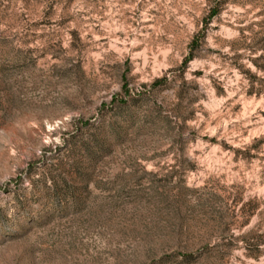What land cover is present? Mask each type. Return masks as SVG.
<instances>
[{
	"label": "rangeland",
	"instance_id": "1",
	"mask_svg": "<svg viewBox=\"0 0 264 264\" xmlns=\"http://www.w3.org/2000/svg\"><path fill=\"white\" fill-rule=\"evenodd\" d=\"M252 230L264 0H0V264H264Z\"/></svg>",
	"mask_w": 264,
	"mask_h": 264
},
{
	"label": "trees",
	"instance_id": "2",
	"mask_svg": "<svg viewBox=\"0 0 264 264\" xmlns=\"http://www.w3.org/2000/svg\"><path fill=\"white\" fill-rule=\"evenodd\" d=\"M245 240V249L249 251V254H254V252H262L260 248L264 244V233L255 230L249 231L247 234L242 235ZM250 241L252 244H250ZM254 251V252H253Z\"/></svg>",
	"mask_w": 264,
	"mask_h": 264
}]
</instances>
